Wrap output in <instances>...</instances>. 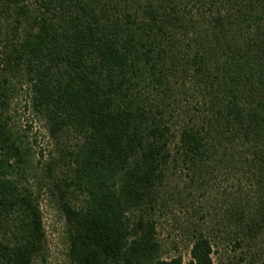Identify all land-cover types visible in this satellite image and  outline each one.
I'll return each instance as SVG.
<instances>
[{
	"label": "trees",
	"instance_id": "16d2710c",
	"mask_svg": "<svg viewBox=\"0 0 264 264\" xmlns=\"http://www.w3.org/2000/svg\"><path fill=\"white\" fill-rule=\"evenodd\" d=\"M20 93L55 151L35 188ZM180 172L238 174L259 200L229 222L264 227V0H0V264L41 255L42 188L68 264H182L153 219ZM211 253L193 234L187 264Z\"/></svg>",
	"mask_w": 264,
	"mask_h": 264
},
{
	"label": "rangeland",
	"instance_id": "374dc122",
	"mask_svg": "<svg viewBox=\"0 0 264 264\" xmlns=\"http://www.w3.org/2000/svg\"><path fill=\"white\" fill-rule=\"evenodd\" d=\"M21 96L22 93L19 94L21 102L14 108L16 115L13 122L17 128L30 127L28 144L34 156L28 183L35 188L45 162L50 155L54 156L55 151L41 123L24 111ZM178 106V109L183 107L182 104ZM238 178V174L222 172L209 176L202 186L188 189H184L187 179L183 172L176 173L169 180L162 195L163 207L158 208L153 217L155 238L163 259L180 257L182 264H187L192 235L202 232L210 241L213 264H264V227L244 236L238 235L237 225L229 222L236 203H257L259 200L250 183ZM176 192L179 197H174ZM37 201L44 247L41 255L31 264H68L63 219L45 188L39 192Z\"/></svg>",
	"mask_w": 264,
	"mask_h": 264
}]
</instances>
